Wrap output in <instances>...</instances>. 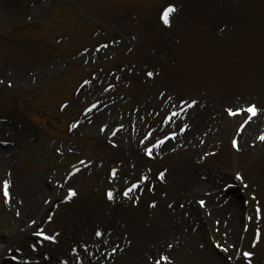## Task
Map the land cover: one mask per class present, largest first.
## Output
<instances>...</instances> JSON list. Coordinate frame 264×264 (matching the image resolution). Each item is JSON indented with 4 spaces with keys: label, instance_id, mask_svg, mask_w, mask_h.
I'll list each match as a JSON object with an SVG mask.
<instances>
[{
    "label": "rangeland",
    "instance_id": "rangeland-1",
    "mask_svg": "<svg viewBox=\"0 0 264 264\" xmlns=\"http://www.w3.org/2000/svg\"><path fill=\"white\" fill-rule=\"evenodd\" d=\"M0 111L8 264H264V0H0Z\"/></svg>",
    "mask_w": 264,
    "mask_h": 264
},
{
    "label": "snow or ice",
    "instance_id": "snow-or-ice-1",
    "mask_svg": "<svg viewBox=\"0 0 264 264\" xmlns=\"http://www.w3.org/2000/svg\"><path fill=\"white\" fill-rule=\"evenodd\" d=\"M173 11H174V8L172 6H169L168 8H166L163 11L162 16H161V19L163 20V22H164L165 25H168L169 24L168 17H169V14L171 12H173ZM148 75L151 76L152 74L151 73H148ZM227 111L229 112V115H233L234 114L232 109H228ZM239 111H240L239 109L236 110V112H239ZM244 111H246L248 113H251L252 115H255L257 110H256L255 106H249L248 108L244 109ZM261 139H264V136H262ZM132 187L135 188L136 185H133ZM4 188L7 189V182H5ZM130 190L131 189H129L128 191H130ZM128 191H125V193H124L125 196L128 195ZM4 194H5V196L8 195V193H7L6 190H5ZM72 195H74V193L70 191L69 192V196H72ZM107 196H108L109 199H112V193L111 192H108L107 193ZM200 203H201V205H203V201H201ZM97 235L99 236L100 233L97 232ZM44 238L45 239H51V237H47V236H45ZM244 255H245V257H249V256H251V253H244ZM160 259L161 260H167V257L161 256ZM157 264H159V262H157ZM169 264H170V262H169Z\"/></svg>",
    "mask_w": 264,
    "mask_h": 264
},
{
    "label": "bare ground",
    "instance_id": "bare-ground-1",
    "mask_svg": "<svg viewBox=\"0 0 264 264\" xmlns=\"http://www.w3.org/2000/svg\"><path fill=\"white\" fill-rule=\"evenodd\" d=\"M190 113V112H189ZM188 115V114H187ZM193 118L194 119H192V121H194L195 122V127H198V124H199V122H197V120H198V118H199V116L197 115V114H195L194 116H193ZM188 120H190V119H187V121ZM191 128V130L194 128V127H190ZM255 130V129H254ZM257 130V129H256ZM167 143L166 144H163L162 146H164V147H167ZM221 203H224V206H223V212L225 213V216H224V218H225V221L228 219V214H231L232 213V208H233V206H234V203L233 202H227V201H222ZM231 217V216H230ZM232 223V222H231ZM226 231H230L229 229H227V228H225V230H224V233H226ZM235 233V232H234ZM0 250H2V246H0Z\"/></svg>",
    "mask_w": 264,
    "mask_h": 264
}]
</instances>
